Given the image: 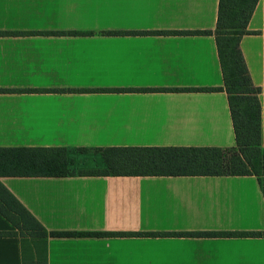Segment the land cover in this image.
<instances>
[{"label": "crops", "instance_id": "0c3cea01", "mask_svg": "<svg viewBox=\"0 0 264 264\" xmlns=\"http://www.w3.org/2000/svg\"><path fill=\"white\" fill-rule=\"evenodd\" d=\"M217 11L218 0H0V147H65L76 170L105 166L77 147L235 146L225 91L164 90L222 86L214 35L170 33L213 31ZM247 30L264 147V0ZM112 88L126 90H94ZM0 182L51 231H264L254 175ZM0 264H21L18 237L0 236ZM47 264H264V236L49 237Z\"/></svg>", "mask_w": 264, "mask_h": 264}, {"label": "trees", "instance_id": "16d2710c", "mask_svg": "<svg viewBox=\"0 0 264 264\" xmlns=\"http://www.w3.org/2000/svg\"><path fill=\"white\" fill-rule=\"evenodd\" d=\"M258 0H218L216 25L211 30H179L174 34L214 35L223 84L220 87L164 88V90L225 91L234 130L235 146H113L77 147L76 153L99 154L103 168L73 169L65 147H0L1 176L72 175H254L264 197V147L261 145L260 87L253 84L240 39ZM133 33H141L132 31ZM7 32H0L4 34ZM110 33V32H109ZM118 33V32H113ZM90 90V89H87ZM122 91L125 88L94 89ZM135 90H147L136 88ZM155 90H163L156 88ZM11 91V90H7ZM63 92L65 89H55ZM82 92L84 89H68ZM0 215L12 226L0 236L20 241L21 264H47L49 237L101 236H264V231L236 232H86L47 230L0 182Z\"/></svg>", "mask_w": 264, "mask_h": 264}]
</instances>
